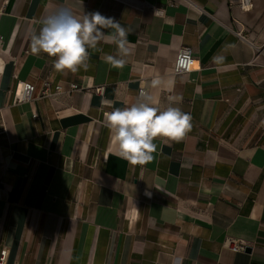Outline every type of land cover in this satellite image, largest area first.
<instances>
[{
    "label": "crops",
    "instance_id": "obj_1",
    "mask_svg": "<svg viewBox=\"0 0 264 264\" xmlns=\"http://www.w3.org/2000/svg\"><path fill=\"white\" fill-rule=\"evenodd\" d=\"M239 1L0 0L5 264H264V0ZM61 6L129 28L125 66L105 62L117 49L103 41L76 73L32 53L33 32ZM182 47L194 67L174 74ZM157 75L170 90L151 86ZM44 80L62 91L43 95ZM24 82L35 86L29 102L18 101ZM140 87L161 107L181 95L192 128L180 142L156 138L153 160L133 165L106 114Z\"/></svg>",
    "mask_w": 264,
    "mask_h": 264
},
{
    "label": "clouds",
    "instance_id": "obj_2",
    "mask_svg": "<svg viewBox=\"0 0 264 264\" xmlns=\"http://www.w3.org/2000/svg\"><path fill=\"white\" fill-rule=\"evenodd\" d=\"M82 7V0H80ZM111 29V32H105ZM130 29L123 26L115 17L104 16L99 11L82 12L77 16L71 8L57 7L41 21L38 32L31 36V51L55 57L54 68L58 72L76 73L89 67V49H99L103 41L116 46V54H105L104 60L113 68H123L130 55L128 36ZM185 61L178 59L177 67ZM3 68L0 67V74ZM172 79L165 80L157 75L152 81L153 88L173 85ZM181 95L169 97L166 107L148 91H140L135 102L123 108L116 107L106 114L107 127L113 140L119 145L120 156L131 164L144 165L153 160L157 151L156 138H166L180 142L191 131L192 117L179 106ZM111 106L112 101L102 100ZM150 195V194H149Z\"/></svg>",
    "mask_w": 264,
    "mask_h": 264
},
{
    "label": "built area",
    "instance_id": "obj_3",
    "mask_svg": "<svg viewBox=\"0 0 264 264\" xmlns=\"http://www.w3.org/2000/svg\"><path fill=\"white\" fill-rule=\"evenodd\" d=\"M183 1L190 3L189 0H183ZM239 2H240V8H242L243 10H249L252 7L251 0H240ZM169 5L173 6L174 3H171ZM237 36L242 40H245V41L247 40L246 36L242 35L240 32L237 33ZM178 59H182L185 61L184 66L182 68L177 67ZM194 62L195 61L192 55L191 48L189 47L180 48V50L177 53L174 64H173V73L179 74V73L190 72L194 67ZM42 86H43V91H42L43 95H54L62 91L61 86L59 85H55L53 87V91H50L49 89L50 82L48 80H44L42 82ZM80 89H81V86H79L76 83H71L67 91L72 92V91H76ZM34 90H35V86L33 84L29 82L22 83L20 87L18 101L19 102H29L33 96ZM140 91H146L145 87H140L138 89L137 96ZM95 92L99 93L100 88H95ZM227 245L235 252L239 250H243L245 248L244 245L235 243L233 240H227ZM6 256H7L6 251L3 249L0 250V264H5Z\"/></svg>",
    "mask_w": 264,
    "mask_h": 264
},
{
    "label": "water",
    "instance_id": "obj_4",
    "mask_svg": "<svg viewBox=\"0 0 264 264\" xmlns=\"http://www.w3.org/2000/svg\"><path fill=\"white\" fill-rule=\"evenodd\" d=\"M246 250H249V248H246Z\"/></svg>",
    "mask_w": 264,
    "mask_h": 264
},
{
    "label": "rangeland",
    "instance_id": "obj_5",
    "mask_svg": "<svg viewBox=\"0 0 264 264\" xmlns=\"http://www.w3.org/2000/svg\"><path fill=\"white\" fill-rule=\"evenodd\" d=\"M7 254V253H6Z\"/></svg>",
    "mask_w": 264,
    "mask_h": 264
}]
</instances>
